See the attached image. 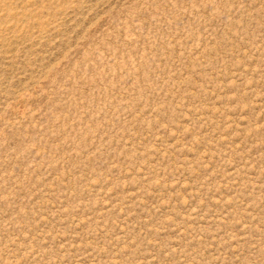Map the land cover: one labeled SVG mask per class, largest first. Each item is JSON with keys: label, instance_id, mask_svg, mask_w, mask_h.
Wrapping results in <instances>:
<instances>
[{"label": "rangeland", "instance_id": "rangeland-1", "mask_svg": "<svg viewBox=\"0 0 264 264\" xmlns=\"http://www.w3.org/2000/svg\"><path fill=\"white\" fill-rule=\"evenodd\" d=\"M0 264H264V0H0Z\"/></svg>", "mask_w": 264, "mask_h": 264}]
</instances>
